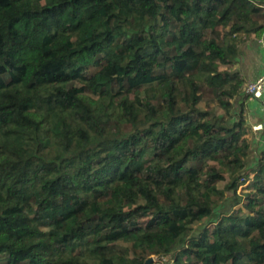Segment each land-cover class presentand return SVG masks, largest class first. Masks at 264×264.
Segmentation results:
<instances>
[{"label": "trees", "instance_id": "obj_1", "mask_svg": "<svg viewBox=\"0 0 264 264\" xmlns=\"http://www.w3.org/2000/svg\"><path fill=\"white\" fill-rule=\"evenodd\" d=\"M263 36L264 0H0V264H264Z\"/></svg>", "mask_w": 264, "mask_h": 264}, {"label": "crops", "instance_id": "obj_2", "mask_svg": "<svg viewBox=\"0 0 264 264\" xmlns=\"http://www.w3.org/2000/svg\"><path fill=\"white\" fill-rule=\"evenodd\" d=\"M245 45L243 50L246 49L247 46V53H246V60H241L243 56L242 53H245V50L241 51L240 57L237 60V63L234 65L233 69L240 72L241 76L247 80V83L256 80L264 73V36L262 39H253ZM241 60V61H240ZM245 65V66H243ZM246 67V75L244 74V69ZM226 68V67H223ZM253 103H258V108H256L255 113L256 115H260L263 119L258 120L259 124L255 126V130L259 133V136L264 135V110L262 108V104L258 100H250ZM255 105V106H256ZM257 107V106H256Z\"/></svg>", "mask_w": 264, "mask_h": 264}, {"label": "rangeland", "instance_id": "obj_3", "mask_svg": "<svg viewBox=\"0 0 264 264\" xmlns=\"http://www.w3.org/2000/svg\"><path fill=\"white\" fill-rule=\"evenodd\" d=\"M246 45H248V44H246ZM243 48H242V50H243ZM245 48H246V49H244L245 53L244 54L242 53L243 56L241 57V60H244V59L246 60V58H247L246 57L247 46ZM243 66H245V65H243ZM242 69H244L243 71H244V74L246 75V73H245L246 72V67L242 68ZM95 72H96V69H92L91 70L92 74H94ZM246 82H247V80H246ZM211 97L212 96L210 94H207V99H210ZM251 102L252 101H250V100L247 102V105H246L247 106L246 117H247L249 126L251 128V132H250V135H249L250 138H251V141L253 142L251 161H252V164H254L255 161L257 160L259 154H260L259 152L261 151V149H264V135L262 137L259 136V133H257L256 130H255V126L257 124H259L257 118L259 120L260 119L262 120L263 118L260 115H256V113H255L256 108H258V103L256 105V103L251 104ZM202 106H204V103H203ZM249 184H251V180L247 184H245L244 186L240 187L238 192L239 193L240 192L241 193L242 192H246L248 190V188H249L248 187ZM227 196H229V197L232 196V193L228 192ZM146 222H147V219H143V220L140 221L142 226H144L146 224ZM152 257H154V264H168V263L171 264V262H172V260H170L169 257H165V258H160V257H157V256H152Z\"/></svg>", "mask_w": 264, "mask_h": 264}, {"label": "built area", "instance_id": "obj_4", "mask_svg": "<svg viewBox=\"0 0 264 264\" xmlns=\"http://www.w3.org/2000/svg\"><path fill=\"white\" fill-rule=\"evenodd\" d=\"M245 94L250 97V100L260 101L264 110V73L256 80L247 83Z\"/></svg>", "mask_w": 264, "mask_h": 264}, {"label": "water", "instance_id": "obj_5", "mask_svg": "<svg viewBox=\"0 0 264 264\" xmlns=\"http://www.w3.org/2000/svg\"><path fill=\"white\" fill-rule=\"evenodd\" d=\"M146 264H154V257H150L147 261Z\"/></svg>", "mask_w": 264, "mask_h": 264}]
</instances>
